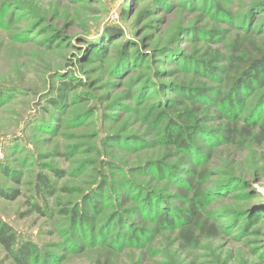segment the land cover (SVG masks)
<instances>
[{"label": "rangeland", "instance_id": "rangeland-1", "mask_svg": "<svg viewBox=\"0 0 264 264\" xmlns=\"http://www.w3.org/2000/svg\"><path fill=\"white\" fill-rule=\"evenodd\" d=\"M192 1L0 0V92L10 93L0 100V264H264V142L231 145L214 133L228 123L245 125L251 114L257 127L264 124V102L252 111L264 86L242 92L232 114L220 102L227 93L222 71L203 78L179 61L219 52L225 70L236 40L264 52V0H215L227 18ZM108 28L120 33L106 36ZM190 31L198 32L196 40ZM69 80L76 88L58 109L52 102L59 83ZM181 86L210 90L188 102L191 94ZM192 106L197 112L185 117ZM192 123L214 135L194 137L205 155L199 160L164 140L168 127L182 132ZM110 137L120 142L106 148ZM184 157L188 174L206 171L198 182L205 191L228 186L212 192L216 199L201 211L215 237L181 247L180 229L157 231V216L140 208L141 187L177 205L171 198L177 185L168 171L142 176L140 168L170 167ZM188 174L178 176L185 181ZM100 182L98 212L89 213L92 234L98 237L114 217L102 242L70 228L71 212ZM254 215L255 224L247 225ZM118 216L127 222L118 224ZM142 228L143 238L129 243L133 229Z\"/></svg>", "mask_w": 264, "mask_h": 264}, {"label": "trees", "instance_id": "trees-1", "mask_svg": "<svg viewBox=\"0 0 264 264\" xmlns=\"http://www.w3.org/2000/svg\"><path fill=\"white\" fill-rule=\"evenodd\" d=\"M203 1L204 0H202L201 2V8L215 7L216 12H220L225 18H227L226 12L221 10L218 4H216L215 0H205L207 3ZM190 5L194 6L192 0H190ZM5 6H9V4ZM15 6L18 5H13L14 8ZM4 8L5 7H3V9ZM261 8L264 9V3ZM22 10H26V8L24 7ZM11 22L12 16H10V18L8 19V23ZM117 33L120 32L112 28H108L106 29V31H104V34L106 36H114ZM195 34H198V32L194 33L193 31H190V37L192 41L196 40ZM218 34V32H212L211 36L215 37L218 36ZM122 60L123 62H126L125 58ZM179 61H181L182 63L181 66L183 67V70L187 71L186 73H190L195 76L198 75L203 78H215L219 74V72L222 71V74L225 76L224 83L227 93L220 99V102L228 106L229 111H232V114L234 110H239L240 106L243 103V97H241L242 92L251 91L252 87L260 88L261 86H264V52H258L255 49L253 52L248 48L245 49L243 48L242 44H240L239 40H236L232 44L230 57L225 60L226 62H228V65H225V70L219 69V64L224 62V59L219 52H215L207 60H199L192 57H182ZM193 63H195L196 65H191ZM118 66L119 67L117 68V70L122 67V64H119ZM75 86L76 85L73 84L71 80L59 83L57 96L52 102V105L58 107L59 109L65 100L67 91L73 90L74 88H76ZM209 90L210 89H207L205 86L196 88L181 86L179 88V91H185L188 92L189 95L191 94L190 96H188V98H186L188 102H192L195 98H204L205 96H208ZM5 95H10V93L4 92L3 94H1L0 92V100H2ZM263 102L264 94H262L261 98L257 100V103L256 105H254L252 111L257 108V104L259 105ZM194 112H197V109L192 106L189 111H185V117L192 115ZM183 118L184 116H181L179 120H181V122H185ZM171 122L172 121L168 122V126L174 125V123ZM254 122L255 118L251 114L249 115V118L245 119V125L239 126L237 122L228 123L221 131H215L214 133H216L220 139H223V141H227V143L231 145H239L247 139H250L254 140L256 146H260L264 142V124H261L257 127L258 123ZM181 127L182 132L174 133L170 131L168 127L164 137L165 143L169 144L173 150H177L180 153L186 154L187 157L191 156L193 158H197V160L205 157L204 153L200 152L199 148H195L194 137L196 135L205 136V134L203 133L207 132L209 134L207 135V137L214 138V135H210L211 131H207L203 127L199 126V124H186L182 125ZM256 130L257 135L254 136L253 134ZM131 140H133L132 143L135 144L142 142L140 141V139ZM117 142H120L118 137H110L106 139L104 146L106 148H110ZM186 164L187 158L184 157V159L179 160L177 165H173L170 167L164 165L163 163H159L156 165L150 163L140 168L142 176H145V173L150 172L149 170H153L154 173H156L158 176H162L161 174L163 172L168 171L170 174L169 180L174 181V185H177L175 189L177 195L171 197L172 199L178 201L177 205L174 203H169L167 197H164L158 191L141 187V191H145V194L142 199V205L140 206V208L148 216V218H156L157 216V231H160V229L168 231L180 229L179 239L181 247L197 244L199 239H202V237H204L205 235H208V237H215L216 229L213 225H209L210 219L203 217L201 211L210 200L216 199L215 196H213L214 193L212 194V192H217V190L225 189L226 186H228V182H223L221 184H218V186H216L213 190L210 189L208 191H205L199 186L198 182L204 180L207 177L206 171L203 170L199 173H196V171L193 170L192 173L188 174V171H186V169L184 168ZM182 173H187L189 175L188 179H184L185 181L181 180L180 176H178V174ZM127 182H129V184L131 183L129 180ZM127 182L126 185L129 186ZM103 184V182H100L95 189H92L87 195H85L82 203L78 205V207H76L70 214V228L80 227L83 231L87 230L90 234V240H99V242L103 241L106 232H108L109 225H107V222H109L110 220H114V217L112 216L108 218L104 223H102V225L100 226V230L97 232L98 237H95L92 234L93 217H89V213L91 212V214L94 216L98 212L99 199L101 196L100 189L103 187ZM162 205L164 206L163 208ZM137 213H139V210ZM123 218L125 217H117L116 220L118 224L127 222V220L125 221V219ZM231 218L236 219V217ZM257 219L258 215H254L247 220V225H254ZM122 227V225H118V228H116L118 237H116L115 244L117 247V244L121 245L120 238L122 239L123 237L121 231ZM143 232V228L141 230L133 229L129 236V243H133L138 240V238H141L143 236ZM153 233H155V231ZM15 252L17 258H19L21 250H19V248L17 247Z\"/></svg>", "mask_w": 264, "mask_h": 264}]
</instances>
